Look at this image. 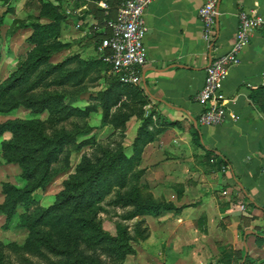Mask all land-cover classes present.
Segmentation results:
<instances>
[{"label": "rangeland", "instance_id": "1", "mask_svg": "<svg viewBox=\"0 0 264 264\" xmlns=\"http://www.w3.org/2000/svg\"><path fill=\"white\" fill-rule=\"evenodd\" d=\"M25 1L26 4L16 6L15 0H0V90L9 85L14 72V77L21 73L17 71L19 64H15L17 55L12 53L14 45L19 48L18 55L25 53L21 60H27L28 64L27 79L19 78L17 85L6 89L7 95L0 97V263L19 264L17 255L22 253L19 246H24L30 237L28 224L36 220L38 214L33 220L30 217L37 209L52 206L58 196L67 193L66 182H72L73 188L83 187L92 177L87 190L90 200L96 204L91 212L98 214L97 223L111 237L122 233L127 238V242L107 239L102 245L94 238L91 243L82 244L80 254L93 264H189V259H194V264H218V251L223 246L211 240H189V224L184 229L181 226L183 234L178 236L175 211L157 217H131L136 211L133 204L137 202H151L152 196L158 203L173 199L164 188L172 178L157 180L149 171L156 169L159 163H168L167 168L189 163L188 151L181 145L180 159L144 161L147 147L155 139L137 153L136 139L140 132H146L145 121L153 120L149 130L153 132L160 129L162 119L154 107L136 93L128 98L124 96L115 105V83H130L122 81L112 69L109 51L101 47L106 36L105 25L99 23V27L87 29L81 23L78 28L80 20L76 17L75 0H43L42 3L46 1L60 7L59 13L65 19L58 27L55 20L58 10L49 9L40 22L38 1ZM11 7L13 11H9ZM29 13L35 15L30 17L31 21L49 27L41 35L30 25L27 31L22 28L20 42H15L14 20L27 17ZM114 16H117V8ZM34 32H38V38L26 40ZM121 154L132 159L127 166L128 189L121 186ZM31 158L36 160L35 164L28 160ZM46 158H51L52 180L48 183L43 178ZM105 164L110 168L108 176L94 180L93 175ZM28 175L34 176L33 180ZM137 184L142 186L140 194L132 189ZM6 185L16 190H6ZM25 190L30 191L24 195L18 192ZM100 198L101 203L97 202ZM69 211L68 207L60 214ZM187 219L189 221V217L184 221ZM94 235L97 237L96 231ZM197 242L199 245L206 242L205 256L189 254V246L197 247ZM128 248L134 253L124 256ZM45 254L49 255L46 251ZM122 255L124 258L119 260ZM20 257L24 256L20 254ZM25 257L38 260L33 255ZM51 261L50 264H63L57 258ZM241 263L236 261L235 264Z\"/></svg>", "mask_w": 264, "mask_h": 264}, {"label": "crops", "instance_id": "2", "mask_svg": "<svg viewBox=\"0 0 264 264\" xmlns=\"http://www.w3.org/2000/svg\"><path fill=\"white\" fill-rule=\"evenodd\" d=\"M42 1L36 0L40 13ZM24 2L14 3L21 6ZM206 2L154 0L146 11L148 61L139 86L162 121L144 161L180 159L179 146L185 145L189 163H178L174 168L159 163L153 173L149 171L157 180L172 178L164 186L173 197L170 201L177 207L185 205L180 213L173 212L176 233L183 234L181 226L184 229L189 224V240L218 242L223 246L218 251V264H257L264 261V34H253L240 53V63L231 68L225 80L228 115L223 124L200 123L203 105L197 95L204 87L211 60L234 44L239 12L254 8L264 13V0H219L210 45L203 38L199 15ZM75 3L80 27H99V23L107 24L104 18H115L116 7L108 0ZM95 7L102 16H96ZM34 16L29 13L15 18V42H20L23 29H29L23 22H32L30 17ZM18 50L14 45L17 65L25 54L18 55ZM219 161H223L221 166ZM185 217L189 221H184ZM199 242L197 247L189 246L192 256L207 254L206 242ZM194 263L189 259V264Z\"/></svg>", "mask_w": 264, "mask_h": 264}, {"label": "trees", "instance_id": "3", "mask_svg": "<svg viewBox=\"0 0 264 264\" xmlns=\"http://www.w3.org/2000/svg\"><path fill=\"white\" fill-rule=\"evenodd\" d=\"M108 2L118 8L119 0H108ZM49 9H57L58 13H56V22L57 26L59 27L62 20L65 19V16L63 14L59 13L60 7H57L54 4H51L50 2L44 1L42 3L41 7V16H45L48 14ZM98 7H95V14L96 16H100L101 13L98 11ZM102 16V15H101ZM103 18V17H102ZM101 18V20H103ZM80 19V18H77ZM105 22L110 20L109 17L104 18ZM2 22V19L0 17V23ZM31 26L33 29L35 28V31H38L41 35L42 32L46 31L49 25H43L39 22H30L25 23L23 22V26ZM38 32L32 33L31 37L29 39L35 40L38 38ZM43 38V37H42ZM18 70L21 71L19 73V77H14L15 73L10 77L9 85L5 87V89L0 90V97L2 95H7V90L12 89L14 86L17 85L19 78L21 81L24 79H27V60H20L18 63ZM24 70V71H23ZM114 92L116 93V103L115 105H118L123 97H129L132 93H136L138 96L142 98V100H145L149 102L148 97L146 96V93L143 88H141L139 85L134 84H123V82H117L115 83V86H113ZM153 123V120L145 121V125L143 126L146 129V132L144 131L139 133V136L136 139L137 144V153L142 152L143 146L146 144L154 141L157 137V134L160 132V129H154V131H149L151 124ZM9 130V128H5V130ZM146 135V137H144ZM146 139V140H145ZM31 160L32 164H35V159H28ZM132 159L127 158L124 156V154H121L119 158V163L122 165L121 168V186L123 189L129 188V169L127 166L131 164ZM223 161H219L218 165L221 166V163ZM46 164V171L44 173V179L46 182H50L51 179V158H46L45 161ZM102 170L98 171L97 174L93 175V177L99 181L100 178L103 176H108L110 172V168L107 164L101 166ZM127 168V169H126ZM105 171V172H102ZM28 178L30 180H33L34 176L28 175ZM92 177H89L86 183H84L83 187L76 186L77 188H73L72 182H66V189L67 193H62L60 196L57 197V201L52 206L46 208V209H37L35 213L32 214L30 217V220H33L34 216L38 214L36 217V220L28 224V228L30 229V237L26 240L25 245L20 247L19 251L22 253H19L16 251V248L18 246L15 245V251L19 253L18 263L19 264H49L52 262V258H57L60 261L62 260L63 264H93L88 257H86L84 254H80V248L82 244L91 243V240L96 238L98 239V244L102 245L103 243L107 242V239H117L118 241L124 240V242H127V238L123 236L122 233H119L118 237L114 238L111 237V234L108 231H102V227L100 223H97L98 214H95V212H91V210L95 207V203L90 200V191L87 190L89 186H91L93 179ZM72 179V178H71ZM75 178H73L74 181ZM83 184V183H80ZM8 189H13L11 186L6 185ZM32 190L34 188H31ZM30 189V190H31ZM133 190L137 191L139 194L142 193V186L135 185L132 188ZM29 190V191H30ZM29 191H18L19 193L22 192V195L27 194ZM76 194V195H75ZM102 198L99 199V203L102 202ZM151 202H145L140 203L137 202L136 204H133V206L136 208V211L132 214L131 217H137L141 215H151V216H160L165 212L168 211H175L176 213H180L185 205L182 207H177L173 202H164V203H158L155 201L156 199L152 196ZM96 202V203H97ZM12 209L14 208L13 205H11ZM70 208V211L67 214H60V212H64L66 208ZM62 210V211H61ZM31 225V226H30ZM94 231L97 233V237L94 235ZM81 236H87V237H81ZM10 247V245H9ZM36 247L37 250H34L33 248ZM11 249L13 250L14 247L11 245ZM45 251L48 252L45 254ZM2 253V251H0ZM134 253L133 250L131 251L130 248L127 249V251L124 253L125 255H129ZM20 254L24 257H20ZM27 255H33L34 257H37L38 260H31L30 258H27L25 256ZM120 256L119 260L123 259ZM2 264V261L1 263ZM60 264V262H59ZM100 264H103V262H100Z\"/></svg>", "mask_w": 264, "mask_h": 264}, {"label": "built area", "instance_id": "4", "mask_svg": "<svg viewBox=\"0 0 264 264\" xmlns=\"http://www.w3.org/2000/svg\"><path fill=\"white\" fill-rule=\"evenodd\" d=\"M154 0H119L117 16L106 21L101 47L109 51L108 60L121 80L140 85L142 69L147 64L146 11ZM219 0H207L200 8L203 24V38L210 45L215 34ZM239 26L235 42L226 53L213 58L206 69L203 89L197 100L203 105L199 121L203 125L223 124L228 115V99L224 93L225 80L232 67L240 63V53L249 44L256 32L264 34V13L257 9H243L239 12ZM80 27V24L77 25Z\"/></svg>", "mask_w": 264, "mask_h": 264}]
</instances>
